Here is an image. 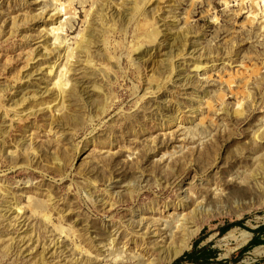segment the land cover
Masks as SVG:
<instances>
[{
    "label": "rangeland",
    "instance_id": "rangeland-1",
    "mask_svg": "<svg viewBox=\"0 0 264 264\" xmlns=\"http://www.w3.org/2000/svg\"><path fill=\"white\" fill-rule=\"evenodd\" d=\"M45 1L49 2L0 0V8L15 11L23 18L30 13L40 17ZM191 2L196 7L186 23L185 12ZM163 3L161 35L156 44L147 40L140 43L144 47L136 54L143 55L141 63L134 53L133 60L129 57L132 46L139 48L134 24L125 34L106 36L107 31L100 29L99 40H104L101 35L106 36L109 45L100 43L93 50L106 47L107 54H116L121 59L120 64L117 60L109 62L112 78L109 85L98 74L97 82L104 84L107 91L79 100L64 116L62 129L56 130L60 133L48 135L44 130L31 129L22 143L24 154L18 158L0 150V264H137L130 259V251L115 260L109 257L112 249L102 244L100 253L96 246L100 234L112 231L117 238L126 224L138 225L139 221H143L141 228L147 227L144 232H157L172 215L185 217L192 230L198 232L188 250L164 264H175L192 252L197 242L199 249L210 247L218 251L210 264H264V254L254 252L260 246L241 255V250L255 237L264 240V234L254 233L264 227V140L258 139V148L253 144L256 135L264 130V28H260L264 22L263 2L253 22L248 21L250 1L244 2L242 11L241 2L235 0L229 4L225 0H210L209 4L207 0H164ZM76 9L80 19L68 34L76 35L82 30L83 12L79 5ZM109 10L110 6L108 20L113 18ZM23 31L30 32L38 41L47 37L43 28L26 26ZM17 43L22 40L19 38ZM178 53L184 57H177ZM5 63L0 60V67ZM98 63V69L104 67ZM171 63L182 65L184 75L193 78L188 79L190 84L185 88L177 83ZM197 63L201 66L196 69ZM17 66L20 70L23 65ZM254 66L259 68L258 74L252 73ZM78 69L75 79L80 84L89 83L82 74V64ZM219 73L225 76L223 86L239 83L238 74L252 77L246 87L249 95L235 98L228 94L223 107L208 112L218 126L207 121L195 129L200 115L207 114L204 100L200 99L204 94L214 97L223 87L217 82ZM153 75L161 94L152 86ZM10 76H0V84L5 86V78ZM149 86L153 87L149 91H153L144 97ZM50 90L54 95L57 93L53 86ZM161 96L165 101H161L159 108L154 107ZM191 104L201 107L192 112ZM42 116L50 115L45 111ZM181 116L185 120L183 124L178 121ZM90 117L93 122H89ZM11 120L12 116L1 119L0 114V130L8 131ZM30 124L29 120L14 124L0 144L4 138L8 143L20 140ZM207 150L213 154L209 160L202 156ZM181 165L189 171L182 176L177 170ZM256 183L258 187L253 188ZM131 191L143 192V200L121 206L118 213L100 211L99 200L106 198L108 192L113 199L121 201ZM180 201L185 208L173 207ZM13 202L20 204L22 214L15 216L7 212ZM34 203L45 204L50 223L31 212ZM151 207H155L154 212ZM194 209L197 216L193 218ZM237 222H242V226L236 225L228 232L244 230L252 237L245 246L229 253L237 244L226 239L228 232L223 234L222 230ZM54 225H62L74 235L58 234ZM88 227L90 233L84 236ZM118 227L121 229L116 232ZM85 239L92 245L90 255L82 250L89 248ZM160 243L163 247L174 244L166 234Z\"/></svg>",
    "mask_w": 264,
    "mask_h": 264
},
{
    "label": "bare ground",
    "instance_id": "bare-ground-1",
    "mask_svg": "<svg viewBox=\"0 0 264 264\" xmlns=\"http://www.w3.org/2000/svg\"><path fill=\"white\" fill-rule=\"evenodd\" d=\"M163 1L164 0H49V2L45 1L42 3L41 9L43 12L40 13V17L30 13V15L27 14L24 16V18L23 16L17 15L15 11L6 12V10L1 7L0 21L2 22L4 20V25H0V60H5L6 63L2 68L0 67V76L7 74L11 76L5 78V86L0 84V114L1 119H4L6 116H12V120L8 126V131L3 132L0 130V139L3 138L5 134L10 133L14 124L18 125L27 120H29L31 124L28 125L27 128L25 127L27 130H25L20 140L17 139L16 142L8 143L5 141L6 138L2 139L0 150L4 151L9 157L14 156L18 158L20 154H24L21 152V147H23L22 143H24V138L28 132H31V129L38 131L44 130L48 135L60 133V130H58V132H56V130L62 129L64 116L70 113L72 107H74L79 100L83 97H92L107 91L104 84H99L97 82L99 77L98 74H100L106 84L109 85L112 82L109 62L112 60H117L118 64L121 62V59L114 56L116 54H107L108 48L106 47H103L101 50H93L100 43L108 47L109 43L105 38L107 35L125 34L127 32L126 29H131V25L134 24L136 29L135 38L138 40L139 48L132 46L129 57L132 59V54L134 53L139 60L138 63H141L143 61V55L136 54L138 50L144 47V45H140V43L147 40L156 44L161 35V26L159 23L164 21L161 15V9L164 4ZM235 1L241 2V11L245 9L243 5L244 2H251V11L248 16L249 22H253L254 18L258 16V12L261 9H258L260 2H263L264 7V0ZM207 2L209 4L210 0H207ZM225 2L229 4L230 0H225ZM77 5L82 9L84 16L81 22L82 30L76 35L74 33L68 34L69 31L75 28L78 19H80L76 9ZM109 6V13H111V17H113L110 20L107 19L109 15L107 8H109ZM51 7H53L52 11H47V9ZM195 7L196 5L191 2L190 8L185 12L187 19L185 20L186 23L190 22L189 20L193 17ZM169 9L174 11L177 10L176 8L172 9L170 6ZM50 12H53L54 15H50ZM261 12H264V9H261ZM236 16H239V14L237 13ZM158 17H160V20H158ZM172 24L174 25V23ZM26 26H33V28H37L38 30L39 28L45 29V35L47 34V37L42 41H38L39 38H34L30 32L27 34L23 31ZM260 28H264V22L261 23ZM100 29H102L101 31H107L106 36L101 35V38L104 39L103 41L99 40L100 35L98 32H100ZM19 38L22 40L20 44L17 43ZM117 46L121 48L120 43H118ZM4 47H7V49H3ZM183 48L182 46V50L184 51ZM104 56H107V58ZM182 56V53H178L177 57L182 58ZM98 62H100V65H104V67L98 69ZM18 63L23 65L20 70L16 69L19 66H17ZM79 64H82L83 76L87 77L89 80L87 84L84 82L80 84L75 79L78 76L76 73L80 70L78 69ZM200 66L201 64L197 63V66L194 68L197 69ZM170 67L173 72H176L177 83L180 84V87L185 88L190 84L188 79L193 80V78H187L184 75L185 69L182 65L171 63ZM258 72L259 68L254 66L252 73L258 74ZM172 76L171 74L170 80H172ZM236 76L240 80L239 83L223 86L225 76L223 73L218 74L219 80L217 82L223 87L215 93L214 97H207V94H204L200 99L204 100L203 107L205 106L207 114L204 113L200 115L198 123L194 126L195 129L200 125H205L207 121L212 126H218L217 121L214 120L210 113L217 111L218 106L223 107L226 104L228 94H231L235 98L242 95H249L246 91V87L249 80L253 78L241 74ZM151 78H153L152 86L157 89L156 93L161 94V88L156 83L157 78H155V75ZM208 78H211V76L209 75ZM192 84L193 81H191V85ZM43 85L44 87H41ZM50 86H53V89L57 91L55 95L52 93V90H50ZM151 88L153 87L149 86L145 89L144 97L150 95L153 91V89L149 91ZM191 96L193 97V95ZM160 99L153 105L154 107L159 108L161 101H165L162 96ZM110 104L113 105L112 100ZM191 106L192 109L190 110L192 112L201 107L200 104H198L197 107H194V104H191ZM180 110L181 109H179V111ZM45 111L50 115L49 117L42 116V113H45ZM208 112L210 113L208 114ZM95 118L98 117L96 116ZM178 121L180 124L185 122L183 116L179 117ZM89 122H93L92 117L89 118ZM189 135L192 136V132H189ZM258 139L264 140V130L262 133L257 134L253 140V144L257 148L259 146L258 142H260ZM202 156L203 159L209 160L208 158L212 157L213 154L207 150ZM184 167V165L177 167L181 176L189 172ZM262 170L264 171L263 167ZM29 184L30 182H26V185ZM0 185L1 189L2 184ZM255 186L258 187V184L256 183L252 187L254 188ZM249 187L248 184V188ZM142 193L143 192L138 193L137 191H131L127 199L116 201V199H113V195L108 192L106 198L99 200L101 206L100 211L103 214L118 213L121 206H131L140 203L143 200ZM173 207L182 209L186 206L184 202L182 203V201H180ZM9 208L7 212L15 216L22 214V207L18 202H13ZM30 210L35 215H41L45 222H51V217L44 203H34ZM151 210L154 212L155 207H151ZM200 213L204 215L203 211ZM192 216L193 218L197 216V210L194 209L192 211ZM204 220L205 219L202 218L201 222ZM156 223H158V221H156ZM142 224L143 221H139L138 225L133 223L126 224L125 229H123V232L120 233L117 238L116 234H112V231L110 234H100L99 243H96V246L99 247L98 251L100 253L102 252L100 246L103 244V247H110L112 249L109 252V257H111V259L117 260L118 258H123L124 254L130 251L132 252L130 259L137 264H164L174 261L180 257L185 250H188L192 239L198 232V229L192 230L189 221L180 215L176 217L172 215V218L169 217L165 219L161 224L162 229H159L157 232H144L147 227H144V229L141 228ZM136 228L138 230L141 228V230L136 231ZM54 229L58 234H65L67 237L74 235L70 229L62 225H54ZM120 229L121 227H118L116 232ZM89 233L90 229L88 227L84 230V236ZM164 234H166L171 242H174L173 246H161L160 239L163 238ZM251 237L252 234L244 230L233 229L228 232L225 238L231 239L237 244L234 249H228L229 253L245 246L250 241ZM177 240L178 242L176 244ZM84 243L89 248L83 249L82 247V250L89 255L92 254L91 242L85 239ZM133 249L137 250V252L133 251ZM254 252L262 256L264 254V247H257ZM255 254L253 253V255Z\"/></svg>",
    "mask_w": 264,
    "mask_h": 264
},
{
    "label": "trees",
    "instance_id": "trees-1",
    "mask_svg": "<svg viewBox=\"0 0 264 264\" xmlns=\"http://www.w3.org/2000/svg\"><path fill=\"white\" fill-rule=\"evenodd\" d=\"M242 222H237L232 225H229L225 229L222 230V233L225 234L231 228L236 225L242 226ZM254 233L264 234V227H261L259 230L254 231ZM200 242L195 244L194 250L192 252L186 253L180 260L176 261L175 264H181L184 261H188L191 263L197 264H210L212 260L216 259L218 256V251L211 249L210 247H204L199 249ZM264 245V240L260 236L255 237L247 247L241 250V255L246 253L247 251L253 249L254 247ZM236 262V261H234Z\"/></svg>",
    "mask_w": 264,
    "mask_h": 264
}]
</instances>
